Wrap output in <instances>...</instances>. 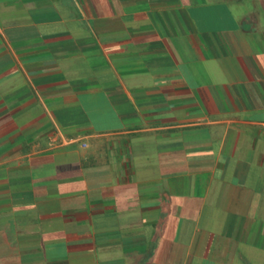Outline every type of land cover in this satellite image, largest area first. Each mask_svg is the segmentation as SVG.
<instances>
[{
    "label": "crops",
    "instance_id": "crops-1",
    "mask_svg": "<svg viewBox=\"0 0 264 264\" xmlns=\"http://www.w3.org/2000/svg\"><path fill=\"white\" fill-rule=\"evenodd\" d=\"M240 1L0 0V264H264Z\"/></svg>",
    "mask_w": 264,
    "mask_h": 264
},
{
    "label": "rangeland",
    "instance_id": "rangeland-1",
    "mask_svg": "<svg viewBox=\"0 0 264 264\" xmlns=\"http://www.w3.org/2000/svg\"><path fill=\"white\" fill-rule=\"evenodd\" d=\"M261 2V3H260ZM264 0H241L239 2V5H237L239 8H243L245 10L248 9H254V6H260V7H264ZM262 7L261 11L264 12V8Z\"/></svg>",
    "mask_w": 264,
    "mask_h": 264
},
{
    "label": "built area",
    "instance_id": "built-area-1",
    "mask_svg": "<svg viewBox=\"0 0 264 264\" xmlns=\"http://www.w3.org/2000/svg\"><path fill=\"white\" fill-rule=\"evenodd\" d=\"M68 141H72V140L69 139ZM56 145H58V139H57V136L54 135V136H52V137L50 138V140H49V146H50L51 148H54ZM83 145H85V144H83Z\"/></svg>",
    "mask_w": 264,
    "mask_h": 264
}]
</instances>
